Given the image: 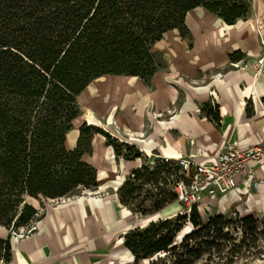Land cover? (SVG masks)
<instances>
[{
  "label": "trees",
  "instance_id": "16d2710c",
  "mask_svg": "<svg viewBox=\"0 0 264 264\" xmlns=\"http://www.w3.org/2000/svg\"><path fill=\"white\" fill-rule=\"evenodd\" d=\"M249 2L0 0V226L18 231L31 223L37 209L29 198L57 199L79 189H96V168L82 160V154L91 150L93 133L104 136L116 158H142L116 190L121 205L128 208L143 186H153L157 192L145 190L130 210L133 213H160L177 202L174 184L184 175L176 159L157 153L151 159L134 144L85 122L79 126L76 146L67 147V132L81 113L77 96L102 75L137 76L148 83L155 71L165 67L161 54L153 50L163 34L176 29L190 39L184 22L189 10L202 7L233 24L247 17ZM241 56L237 51L229 58ZM205 107V116L218 123L217 107ZM251 111L248 101L245 112ZM161 173L170 178V188L157 187ZM147 200L148 207L141 208ZM234 222L243 230L239 240L231 232ZM257 223L252 216L233 221L216 211L202 218L191 205L184 213L127 230L123 244L132 264H194L205 256L210 264L222 260L231 264L243 247H250L246 237L259 233ZM186 224L189 230L177 240ZM9 256L10 243L0 238V258Z\"/></svg>",
  "mask_w": 264,
  "mask_h": 264
},
{
  "label": "crops",
  "instance_id": "0c3cea01",
  "mask_svg": "<svg viewBox=\"0 0 264 264\" xmlns=\"http://www.w3.org/2000/svg\"><path fill=\"white\" fill-rule=\"evenodd\" d=\"M249 3L248 16L233 24L202 7L189 10L184 22L190 39L182 38L176 29L163 34L153 50L161 54L165 67L155 71L148 83L131 75H102L92 80L77 96L81 113L67 132L72 133L66 135L67 147L76 146L83 122L107 128L112 136L134 144L148 157L157 153L177 159L191 154L215 162L224 144L263 141L264 73L255 66L264 57V0ZM237 51L241 58L231 60L229 55ZM248 101L250 115L245 112ZM204 105L217 107L218 123L205 116ZM90 145L82 160L96 168L97 187L100 169L108 172L116 161L128 171L142 164L140 157L116 158L102 134L93 133ZM258 172L263 183L257 188L240 181L237 188L202 200L221 213L235 205L238 211L264 214V165ZM115 199L118 202L117 194ZM115 211L107 200L85 195L48 205L33 233L9 242L10 256L0 258V264H117L119 256L109 254L108 244L123 223ZM132 228L123 229L113 246L127 255L123 235Z\"/></svg>",
  "mask_w": 264,
  "mask_h": 264
},
{
  "label": "rangeland",
  "instance_id": "374dc122",
  "mask_svg": "<svg viewBox=\"0 0 264 264\" xmlns=\"http://www.w3.org/2000/svg\"><path fill=\"white\" fill-rule=\"evenodd\" d=\"M248 16V15H247ZM256 69L260 71L261 73H264V57H260L256 61ZM80 115V114H79ZM86 123V122H85ZM73 124V122H72ZM103 129V131L107 132L106 129ZM108 130V129H107ZM108 133V132H107ZM70 133H67V137ZM110 134V133H109ZM111 135V134H110ZM67 143H70L67 139ZM66 145L68 146V144ZM185 157V156H184ZM149 158L153 159L154 156L153 154L149 155ZM127 173L129 172L127 169H125ZM124 168L120 166L119 162H114L111 164V167L109 168L108 172H105V170L100 169L101 171V176L99 180V186L96 187V189L92 190H78L76 194H71L65 197L57 198V199H47L44 197H40L39 199H32L29 200V203H31L36 209H37V216L29 223L25 228L28 226L32 225L35 223V230L37 229V223L40 220V216L43 213V210L46 208L48 205H58L61 204L69 197L73 196V198H77L80 195H85L87 198H95V199H102V200H107L110 205L112 206L113 210L116 209L114 212L115 217L119 218L123 221V223L120 225V228L116 231H114V238L109 241V254L112 255H117L119 256L117 264H132V257L130 255L125 254L124 250L119 247H113L116 245V241L120 233H122L123 229L127 227H142L144 226L147 222L151 220H155L159 217H169L173 216L176 213H184L187 211V206L185 204L180 205L177 202H173L169 204L165 209H163L160 213H150V214H140L137 212V215L130 214L127 210L122 209L119 205L118 202L115 199L116 196V190H117V185L121 183L125 177L127 176V173L125 172ZM126 173V174H125ZM170 178L166 173H161V178L158 180L157 187L159 188H170ZM145 190H151V193H156L157 190L153 186H143L142 191L139 193L137 198L133 201H130V205L128 206V210L132 211L133 208L136 206L137 203L144 197ZM31 201V202H30ZM205 202V203H204ZM149 201H144L143 206H140L141 208L148 207ZM196 208L198 209V212L200 213L201 217L204 218L207 214L212 213L215 211L216 207L212 206L210 203H206V200L200 201L197 205ZM120 212H125L126 217L124 218ZM251 213V214H250ZM245 212V211H238L237 208H235V205L229 207L224 214L227 216V219H232L233 221H236L237 219H240V217L243 216H252L253 218H256L258 220V230L259 233L256 234L255 237L250 239V236L246 237L245 243L249 244L250 247L245 248L243 247L242 250L237 253V256L232 259L231 264H263L264 263V214L255 213V212ZM120 220V221H121ZM231 227H235L234 230H231L233 233L234 237L239 240L242 237L243 230L240 227L239 223H233L231 224ZM1 231H4L5 235L3 236L2 239H8L9 242H14V239L18 240L23 237H26L33 233L35 230L29 232L27 234V230L22 229L18 230L17 234L14 235V229L16 228H9L6 229L2 227ZM18 229V228H17ZM189 230L188 224H186L181 232L177 235L176 239L179 240L182 235ZM19 232V233H18ZM18 234H23L22 236H19ZM244 243V244H245ZM216 261V260H215ZM225 260H222L221 262H218V264H224ZM145 263V261H143ZM146 264V263H145ZM194 264H210L208 263L207 257H203L202 259L198 260ZM213 264V263H211Z\"/></svg>",
  "mask_w": 264,
  "mask_h": 264
},
{
  "label": "built area",
  "instance_id": "2783aa9c",
  "mask_svg": "<svg viewBox=\"0 0 264 264\" xmlns=\"http://www.w3.org/2000/svg\"><path fill=\"white\" fill-rule=\"evenodd\" d=\"M176 160L184 175V179H179L174 184L177 203H184L188 211L191 205H197L205 197L237 188L240 181L247 182L248 187L252 188L263 183L258 167L264 165V140L248 145H241L239 142L224 144L215 162L203 161L191 154ZM35 228L33 223L27 228L21 227L19 231L25 229L29 234ZM16 234L17 231H14V235Z\"/></svg>",
  "mask_w": 264,
  "mask_h": 264
},
{
  "label": "bare ground",
  "instance_id": "6f19581e",
  "mask_svg": "<svg viewBox=\"0 0 264 264\" xmlns=\"http://www.w3.org/2000/svg\"><path fill=\"white\" fill-rule=\"evenodd\" d=\"M69 135H72V133H70ZM120 184V183H119Z\"/></svg>",
  "mask_w": 264,
  "mask_h": 264
}]
</instances>
